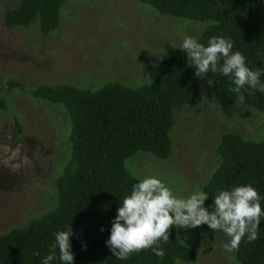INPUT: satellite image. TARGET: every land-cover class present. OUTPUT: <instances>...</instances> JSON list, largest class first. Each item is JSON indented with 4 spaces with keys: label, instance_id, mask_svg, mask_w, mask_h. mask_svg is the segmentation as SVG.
Listing matches in <instances>:
<instances>
[{
    "label": "trees",
    "instance_id": "1",
    "mask_svg": "<svg viewBox=\"0 0 264 264\" xmlns=\"http://www.w3.org/2000/svg\"><path fill=\"white\" fill-rule=\"evenodd\" d=\"M150 6L158 15L184 20L195 27L190 36L207 45L213 36L230 38L233 51L241 52L252 70L264 69V0H135ZM65 0H18L2 15L6 29H29L34 23L46 35L60 26ZM186 24V23H185ZM182 43V42H181ZM181 43L164 41L159 62L151 77L136 86L112 81L99 86L78 87L68 83L36 84L27 88L7 80L0 94V111L11 115L17 134L19 118L8 97L17 90L34 101L59 106L66 115L68 156L53 181L49 205L24 226L0 234V264H41L54 241L53 233L71 225L74 264H177L196 262L198 251L178 239L173 227L169 242H160L164 255L153 250L133 253L126 260L112 256L106 247L111 221L124 197L140 180L130 174L125 161L138 153L159 161L172 152L171 132L177 124L175 110L202 103L201 83H210L219 110L235 117L238 103L258 112L262 126L255 136L227 131L215 144L217 162L200 190L208 193L205 207L211 210L218 190L252 185L264 198V94L253 90L231 91L230 82L219 74L202 79L188 64ZM264 81V76H261ZM262 114V115H261ZM264 208V199L261 200ZM103 229V230H102ZM192 242L199 245L207 225L193 229ZM197 232V233H196ZM213 233V234H214ZM196 236V237H193ZM58 255V252H57ZM236 264H264V218L254 242L242 239L234 250ZM52 264H59L58 260Z\"/></svg>",
    "mask_w": 264,
    "mask_h": 264
},
{
    "label": "rangeland",
    "instance_id": "2",
    "mask_svg": "<svg viewBox=\"0 0 264 264\" xmlns=\"http://www.w3.org/2000/svg\"><path fill=\"white\" fill-rule=\"evenodd\" d=\"M17 2L0 0V94L7 80L27 88L61 82L99 86L112 81L136 86L151 77L164 41L178 45L195 30L187 25L190 22L162 17L135 0H65L60 26L49 34H42L37 23L29 29H6L2 15ZM210 85H199V106L175 110L169 159L138 153L125 161L130 174L139 180L154 176L177 198H185L200 190L216 164L214 148L222 133L257 135L260 113L238 103L235 117H225ZM8 101L22 133L17 134L11 115L0 111V234L43 212L69 154L62 108L34 101L17 90ZM175 230L181 242L198 251L196 262L177 264H236L234 251L224 248L230 239L225 233L210 231L195 245L193 228Z\"/></svg>",
    "mask_w": 264,
    "mask_h": 264
},
{
    "label": "clouds",
    "instance_id": "3",
    "mask_svg": "<svg viewBox=\"0 0 264 264\" xmlns=\"http://www.w3.org/2000/svg\"><path fill=\"white\" fill-rule=\"evenodd\" d=\"M181 51L188 64L196 69L195 76L203 80L209 73L226 77L231 91L253 89L264 94V69L252 70L245 56L233 51L230 38L213 36L207 45L197 38L186 36ZM209 199L203 190L194 191L185 198H177L158 178L149 176L132 186L111 221L110 236L105 242L112 256L126 260L133 253L152 249L158 257L164 255L160 242H169L170 230L189 229L207 225L215 232L221 231L230 239L224 245L227 252L236 250L242 239L254 242L258 238L261 219L264 218L262 198L252 185H240L218 190L211 210L205 207ZM103 230V229H102ZM54 241L41 264H74L70 238L71 225L66 230L53 233ZM58 252V255H57Z\"/></svg>",
    "mask_w": 264,
    "mask_h": 264
}]
</instances>
